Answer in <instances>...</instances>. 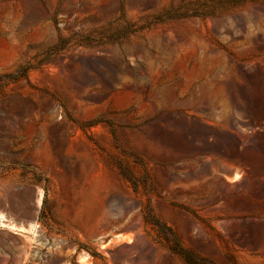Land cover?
<instances>
[{
	"label": "rangeland",
	"instance_id": "obj_1",
	"mask_svg": "<svg viewBox=\"0 0 264 264\" xmlns=\"http://www.w3.org/2000/svg\"><path fill=\"white\" fill-rule=\"evenodd\" d=\"M0 264H264V0H0Z\"/></svg>",
	"mask_w": 264,
	"mask_h": 264
},
{
	"label": "built area",
	"instance_id": "obj_2",
	"mask_svg": "<svg viewBox=\"0 0 264 264\" xmlns=\"http://www.w3.org/2000/svg\"><path fill=\"white\" fill-rule=\"evenodd\" d=\"M11 225H13L12 220L5 214L0 213V226L4 228V227H11Z\"/></svg>",
	"mask_w": 264,
	"mask_h": 264
}]
</instances>
